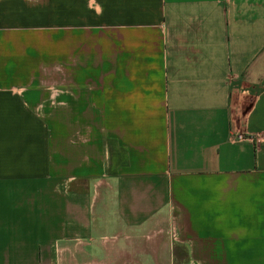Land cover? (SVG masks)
<instances>
[{"label": "crops", "instance_id": "1", "mask_svg": "<svg viewBox=\"0 0 264 264\" xmlns=\"http://www.w3.org/2000/svg\"><path fill=\"white\" fill-rule=\"evenodd\" d=\"M0 264H264V0H0Z\"/></svg>", "mask_w": 264, "mask_h": 264}, {"label": "built area", "instance_id": "2", "mask_svg": "<svg viewBox=\"0 0 264 264\" xmlns=\"http://www.w3.org/2000/svg\"><path fill=\"white\" fill-rule=\"evenodd\" d=\"M261 139V136L254 134L236 133L230 136V142L232 143L250 142L253 143L256 148L260 145Z\"/></svg>", "mask_w": 264, "mask_h": 264}, {"label": "rangeland", "instance_id": "3", "mask_svg": "<svg viewBox=\"0 0 264 264\" xmlns=\"http://www.w3.org/2000/svg\"><path fill=\"white\" fill-rule=\"evenodd\" d=\"M104 235L112 236L111 239H110V241H111L112 243L118 241V243H120V244H124V243L126 242V240H127V239H125V237L122 236V235H119L118 237L115 238V237L113 236L112 231H108V230L104 232ZM94 256L97 257V258H101V255H100V254H97V253H95Z\"/></svg>", "mask_w": 264, "mask_h": 264}]
</instances>
